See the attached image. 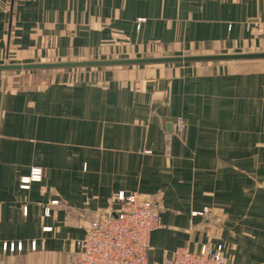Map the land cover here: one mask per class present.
Instances as JSON below:
<instances>
[{
    "label": "crops",
    "instance_id": "crops-1",
    "mask_svg": "<svg viewBox=\"0 0 264 264\" xmlns=\"http://www.w3.org/2000/svg\"><path fill=\"white\" fill-rule=\"evenodd\" d=\"M83 4L0 0V62L16 48L20 62L42 44L48 53L81 48ZM120 4L133 20L147 18L139 40L212 52L264 46V0ZM236 62L78 68L104 73L83 70L80 81L74 69H55L49 86L25 89L0 72V264H75L76 240L97 210L118 206L120 191L164 193L150 263L178 246L198 249L210 218L193 213L218 205L222 264H264V75L237 72ZM179 116L188 122L181 131ZM33 167L42 179L22 188Z\"/></svg>",
    "mask_w": 264,
    "mask_h": 264
},
{
    "label": "rangeland",
    "instance_id": "rangeland-1",
    "mask_svg": "<svg viewBox=\"0 0 264 264\" xmlns=\"http://www.w3.org/2000/svg\"><path fill=\"white\" fill-rule=\"evenodd\" d=\"M121 4L120 0H84L83 4V28L86 35L83 36V45L81 48L74 49L70 46H67L65 49H55L49 50L48 52H40L41 47L34 53L27 55H32L31 58H28L27 61L30 62H44V61H63V60H81V59H104V58H117V57H140V56H165V55H187V54H209V53H227L230 51H220L212 52L204 49L202 45L196 47H183L181 48L175 43H166L163 42L160 38H147L146 40H139L138 34H135L134 30L139 31L142 27L139 26L140 22H144L146 17H137L133 20L132 15H127L125 10H119ZM135 8H138V4L134 5ZM119 10V11H117ZM116 12V13H115ZM138 21V24L135 21ZM147 21V20H146ZM145 21V22H146ZM260 25V23H257ZM127 30H130L128 32ZM111 34V37H110ZM111 43L116 46V52L110 53ZM48 48L47 46H43ZM21 48H16L15 52L8 58L12 63H25L20 62V52ZM31 51V48H28ZM245 51H264V46L260 48L250 49L247 48L244 51L236 52H245ZM235 52V51H233ZM2 61L0 63H4ZM18 61V62H17ZM236 71L243 72V74L253 73L258 75H264V59L263 60H254V61H243L236 63ZM83 70H88L90 72H98L94 76L102 77V69H74L71 70L72 80H82L80 75ZM60 73V71L55 70H40V71H16L9 72L8 78H10V84L13 88H29L36 86H49L56 77L55 74ZM2 74V73H1ZM101 80V79H100ZM83 82H85L83 80ZM101 84H106L103 80L100 81ZM188 124L186 119L182 116H179L176 119L177 130L181 131L184 128V125ZM177 135L183 134V132L176 133ZM171 135L169 132L166 134L167 148L165 154L167 156L171 155L170 148L171 146ZM184 135V134H183ZM144 152L150 153L151 150H145ZM21 184V181H20ZM142 197L157 202L161 206V212L165 209V198L163 192L155 193H141L136 192ZM110 209V206H107L105 209L97 210L95 213V218H93L90 223L95 220L101 213ZM219 206H204L202 210L194 212L195 215H200L205 218H210V221L205 225L207 234L209 235L208 239L201 244L198 249L205 244H216L218 241L219 233V224L221 220V214L218 211ZM162 214V213H161ZM89 223V224H90ZM88 224V225H89ZM86 231V230H85ZM85 234V233H84ZM151 243V236H150ZM222 244H224L222 242ZM225 245V244H224ZM226 246V245H225ZM152 247V245H151ZM179 247V246H178ZM175 249V248H174ZM173 249V250H174ZM77 247H75L74 253H77ZM150 252V251H149ZM225 257V254H224ZM224 261V260H223ZM76 262V259H75ZM153 264V263H151Z\"/></svg>",
    "mask_w": 264,
    "mask_h": 264
},
{
    "label": "built area",
    "instance_id": "built-area-1",
    "mask_svg": "<svg viewBox=\"0 0 264 264\" xmlns=\"http://www.w3.org/2000/svg\"><path fill=\"white\" fill-rule=\"evenodd\" d=\"M42 177L43 169L33 167L29 175L21 177V187L28 188L31 182ZM117 205L101 213L76 240L75 264H151L150 236L163 226L160 204L136 192L120 191ZM46 211L49 214V207ZM8 246L14 251L22 250L23 245L10 243ZM32 247L36 248V242ZM224 249L222 243L205 244L196 250L179 246L162 262L153 264H222Z\"/></svg>",
    "mask_w": 264,
    "mask_h": 264
},
{
    "label": "water",
    "instance_id": "water-1",
    "mask_svg": "<svg viewBox=\"0 0 264 264\" xmlns=\"http://www.w3.org/2000/svg\"><path fill=\"white\" fill-rule=\"evenodd\" d=\"M264 51H245L209 54L165 55V56H140L104 59H81L63 61L25 62L12 63L5 61L0 63V72L9 73L16 71H40L55 69H78V68H103L111 66H139L154 64L176 63H201L215 61H244L263 60ZM170 126V124H169ZM170 130V127L168 128ZM171 132V131H169Z\"/></svg>",
    "mask_w": 264,
    "mask_h": 264
}]
</instances>
